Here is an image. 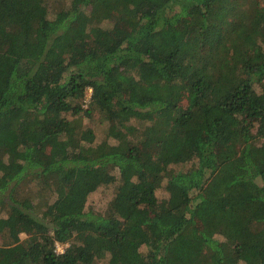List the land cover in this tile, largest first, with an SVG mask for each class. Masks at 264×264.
I'll use <instances>...</instances> for the list:
<instances>
[{"label":"trees","instance_id":"obj_1","mask_svg":"<svg viewBox=\"0 0 264 264\" xmlns=\"http://www.w3.org/2000/svg\"><path fill=\"white\" fill-rule=\"evenodd\" d=\"M3 154L0 264H264V0H0Z\"/></svg>","mask_w":264,"mask_h":264},{"label":"rangeland","instance_id":"obj_2","mask_svg":"<svg viewBox=\"0 0 264 264\" xmlns=\"http://www.w3.org/2000/svg\"><path fill=\"white\" fill-rule=\"evenodd\" d=\"M90 94V90L87 91V97H86V101L88 100V96ZM87 119L86 118H83V122H86ZM96 129H97V137H96V142H100V141H103V133L105 134V131H107V125H102V124H96ZM5 159V155L3 154L2 158L0 159V162L2 160ZM109 190L112 191V188H110ZM165 191L163 189H158L157 190V193L159 196H162V194L164 193ZM108 193L105 189L99 187L97 190L93 191L92 193L89 194L88 198H87V202H86V205L88 204H94L98 207H105L106 205V202H107V197H108ZM8 238H4L0 235V244H6L8 243ZM4 245V246H6ZM63 251V246H60L59 248H57V250H61ZM237 264H252L250 263L249 261L246 262L245 260H239V262Z\"/></svg>","mask_w":264,"mask_h":264},{"label":"built area","instance_id":"obj_3","mask_svg":"<svg viewBox=\"0 0 264 264\" xmlns=\"http://www.w3.org/2000/svg\"><path fill=\"white\" fill-rule=\"evenodd\" d=\"M61 245H58L57 248H59ZM58 252H62V249L61 250H57Z\"/></svg>","mask_w":264,"mask_h":264}]
</instances>
